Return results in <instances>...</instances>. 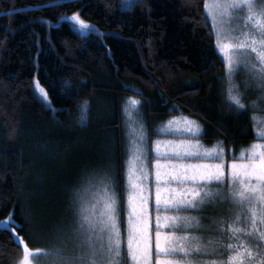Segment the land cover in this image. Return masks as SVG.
I'll return each mask as SVG.
<instances>
[{
	"label": "trees",
	"instance_id": "obj_1",
	"mask_svg": "<svg viewBox=\"0 0 264 264\" xmlns=\"http://www.w3.org/2000/svg\"><path fill=\"white\" fill-rule=\"evenodd\" d=\"M50 2L0 0V221L14 213L31 248L45 247L68 222L70 191L82 176L109 158L123 160L122 105L130 96L143 101L150 128L185 114L201 122L205 141L223 140L226 151L254 139L251 112L225 102L217 79L225 69L201 21L203 0H134L128 8L122 0ZM76 11L113 35H80L61 22ZM34 77L57 111L34 94ZM61 80L76 89L71 99ZM21 256L0 226V264Z\"/></svg>",
	"mask_w": 264,
	"mask_h": 264
},
{
	"label": "snow or ice",
	"instance_id": "obj_2",
	"mask_svg": "<svg viewBox=\"0 0 264 264\" xmlns=\"http://www.w3.org/2000/svg\"><path fill=\"white\" fill-rule=\"evenodd\" d=\"M48 6H58L57 0ZM201 21L224 65L217 79L225 84V102L236 113L251 112L254 139L239 152L226 151L223 140L206 145L203 126L184 114L150 128L143 101L128 97L122 105L124 158H109L73 186L67 227L45 247L31 248L17 233L25 225L14 213L0 221L22 248L14 264H264V0H203ZM61 22L80 35H113L99 32L79 11ZM241 70L243 88L236 82ZM60 84L71 99V82ZM33 91L57 111L35 77ZM88 111L85 101L81 125Z\"/></svg>",
	"mask_w": 264,
	"mask_h": 264
},
{
	"label": "rangeland",
	"instance_id": "obj_3",
	"mask_svg": "<svg viewBox=\"0 0 264 264\" xmlns=\"http://www.w3.org/2000/svg\"><path fill=\"white\" fill-rule=\"evenodd\" d=\"M133 1L134 0H122V4H121V6L124 8V5L125 4H132L133 3ZM65 16H70V15H65ZM88 22V21H87ZM90 24H92L91 22H89ZM92 25H94V24H92ZM95 26V25H94ZM95 28L97 29V27L95 26ZM246 79V77H245V74H244V72H243V70H241L238 74H237V76H236V82L237 83H239L240 85H241V88H243V82H244V80ZM250 98L251 99H254L255 97L254 96H250ZM185 115V114H184ZM197 120V119H196ZM166 122V121H165ZM200 124H201V122H199ZM253 123H254V121H253ZM202 125V124H201ZM203 126V125H202ZM204 129V128H203ZM155 137V136H154ZM154 137H152V139H155ZM175 138H178V137H175ZM165 139H167V138H165ZM206 145H208L207 143H205ZM247 146V145H246ZM242 147H244V146H241V147H239V149L238 150H233V151H235V152H239L240 151V149L242 148ZM225 207H227V206H225ZM71 212V211H70ZM193 215H196V213H193ZM217 215H223V213H219V214H217ZM3 221V220H2ZM68 222L65 224V226H63L62 228H64V227H67L70 223H71V221H72V215L71 216H69V219L67 220ZM0 226H5L4 224H2V223H0Z\"/></svg>",
	"mask_w": 264,
	"mask_h": 264
},
{
	"label": "crops",
	"instance_id": "obj_4",
	"mask_svg": "<svg viewBox=\"0 0 264 264\" xmlns=\"http://www.w3.org/2000/svg\"><path fill=\"white\" fill-rule=\"evenodd\" d=\"M179 116V115H178ZM196 119V118H195ZM199 121V120H198ZM200 122V121H199ZM155 139H165V138H167V139H172V138H175V137H164V136H160V137H157V136H155L154 137ZM201 139L203 140V142L204 143H207L208 145H211L213 142H207V141H205L202 137H201Z\"/></svg>",
	"mask_w": 264,
	"mask_h": 264
}]
</instances>
